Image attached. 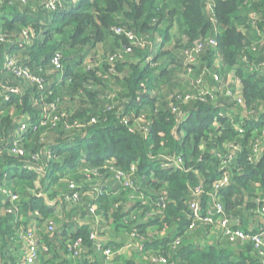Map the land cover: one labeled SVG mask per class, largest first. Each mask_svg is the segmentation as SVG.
Here are the masks:
<instances>
[{"label":"trees","instance_id":"1","mask_svg":"<svg viewBox=\"0 0 264 264\" xmlns=\"http://www.w3.org/2000/svg\"><path fill=\"white\" fill-rule=\"evenodd\" d=\"M60 1L62 4L56 9H50L46 0L25 3L0 0V34L4 36L0 40V186L13 187L11 182L14 181L19 192L13 189L24 196H21L18 214H3L1 208L8 207L10 201L2 202L5 195L0 193V264H17L19 233L16 228L24 233L28 221L20 218L27 219L35 211L41 215L39 225L42 223L44 230L40 234L44 237L39 243L40 257L34 264H60V249L66 251L67 243L78 238L83 239L84 248L77 264H103V256L98 255L101 253L90 238L94 227L86 223L92 218L89 211L92 199L84 194L87 187L81 180L86 169H98L102 176L111 177L110 162L120 169L136 164V181L144 197L149 198V204L156 201L152 206H162L161 218L150 217L147 222L133 224V221L126 222L130 212L122 210V215L116 212V218L106 215L107 208L101 204L108 195L99 200L98 214L102 220L108 219L118 231H136L138 237H143L138 246H132L133 256L137 253L155 257L159 260L157 264H263L250 245H246L242 254L229 243L223 247L186 241L176 248L172 243L187 230L200 231L193 223L192 200L200 203V212L204 215L216 196L224 202L228 215L235 216L242 211V195L239 194H246L255 182L264 187V143L258 163L248 161L252 153L248 142L262 131L254 132L264 127V70L259 69V65H264V43L261 38L257 40L259 43L254 39L249 41L239 28L240 23L264 34V0H213L216 25L207 14L208 4L203 0H177V3L175 0ZM175 21L190 44L211 34L215 36L217 52L208 49L207 62L211 67L217 54L225 68L213 67L212 72L226 78L232 71L241 82L244 110L233 111L235 108H230L233 103L226 101L222 93L212 96L218 100L211 99L208 93L189 103L183 102L177 77L167 80L164 74L166 69L169 73L175 63L172 51L166 48L172 40L170 30ZM115 27L133 32L143 41L157 39V35L161 38L159 44L154 42L158 50L149 51L140 44L133 47V52L127 55L132 57L130 61L133 59V71L122 78L116 68L119 64L120 70L124 69L128 58L118 60L114 71L108 62L92 68L84 64L88 54L108 39H116L117 46L121 47L127 43L124 34L115 33ZM25 29L30 32L29 39L23 36ZM149 52L152 55L155 52V58L141 67L140 60L147 61ZM56 53L62 55L65 65L62 72L53 69L51 64ZM7 55L15 60V67L6 65ZM14 68L25 69L42 81L33 82L18 75ZM175 71L176 75H181L180 68ZM41 72L43 79L39 77ZM212 77L209 72L197 81L195 92L199 87L205 90V84L211 88V81L206 79ZM110 81H120L121 86L117 84L118 87L113 88ZM57 82L62 83L54 89L53 84ZM95 83L104 85L105 89ZM41 85L47 90L41 89ZM51 88L53 90H48ZM179 111L190 115L183 123L175 120ZM220 113L230 114L234 122L244 124L242 137L229 128L233 123L226 117L221 118V123L228 128L213 127V118ZM45 114H50L53 122L43 120ZM139 116L146 120L141 126L151 123L146 134L139 125H133L134 118ZM93 119L95 122H91ZM22 122H27L29 127L21 135L17 129ZM16 142L23 149V155L11 153ZM224 142L240 143L242 149L235 163L228 167L231 183L214 192L213 182L223 173L222 159L217 152ZM203 143L208 147H199ZM36 156L38 162L34 160ZM170 156H182L185 167L176 168L173 163L169 166L170 160L166 157ZM25 163L42 164L45 169L38 191L30 196L19 188L17 179L34 182L40 173L21 169ZM75 173L80 197L73 202L70 196L74 190L62 180ZM60 186L62 188L58 189ZM200 190L202 194L195 196ZM41 194H46L50 201H60L48 204ZM50 220L61 224V230L53 235L46 230V221ZM172 228L175 229L170 234ZM43 243L50 246L49 252L43 250ZM116 245L111 241L107 244ZM122 264L141 263L125 257Z\"/></svg>","mask_w":264,"mask_h":264},{"label":"built area","instance_id":"2","mask_svg":"<svg viewBox=\"0 0 264 264\" xmlns=\"http://www.w3.org/2000/svg\"><path fill=\"white\" fill-rule=\"evenodd\" d=\"M22 1L25 3L27 0H22ZM59 4H62L60 0H46V5L50 9H56ZM114 31L117 34H124L127 37V41H128L127 45H124L123 50H122L123 52L124 51L126 52L125 55L132 53L133 47L137 44H140L141 47H144V44H145L144 41L139 39L138 36L134 34L133 32H129L128 34H126L122 32L125 30L121 27H115ZM125 32H128V31H125ZM28 34H30V32L27 29H25L24 34H23L24 38L29 39ZM3 39H4V36L0 34V40H3ZM210 44H212L214 47H216L217 45V41L214 35L202 37L196 40L192 44L188 43L187 47L191 48L188 52H193L194 55H196V57L199 58L200 60L202 57H199V55L202 52L204 54L207 46H211ZM152 46L153 44H150V47ZM255 48L256 46L253 47V50ZM112 54L113 55L110 56L111 61H115L116 58L121 57L120 55H117V51ZM5 63L7 66H11V67L16 66L15 60L12 59V57L9 55L6 56ZM108 63L111 66H113L112 71H114L117 61L115 62V65H113L109 61ZM51 64H52L53 69H56L60 72L64 71L65 66L63 65V62H62L61 53H56L54 55V57L52 58ZM14 69L18 75L25 76L26 78H28L29 80L33 82L36 80L42 81L39 78L35 79L33 75H31L25 69L24 70L16 69V68ZM259 69L264 70V65L263 66L259 65ZM220 78L222 77L219 74L213 75V80L215 82L220 80ZM198 82H200V80H198ZM41 89H44V86L41 85ZM219 90H221L220 86H219ZM208 93L210 97L215 95L214 90L211 92L208 90H205V91L197 90V92L193 93V95L191 96V99L193 100L197 96H200L202 94H208ZM234 99H238L239 102H243L242 98H238V96H235ZM51 106L55 107L54 104H52ZM237 110L238 108L233 109V111H237ZM139 117H140V121L137 123L133 122V125H139V127L141 128V131L146 134L150 128L151 123H148L147 125L144 124L143 126H141L142 122L146 120H144L141 116ZM189 117L190 115L187 116L185 113H181V111H179L176 114L175 120L177 118V122L183 123ZM222 117H226L230 119L229 123L232 122L233 126L229 128H233L234 130L239 132V135H241L240 137L243 136L245 132L244 124H239V123L234 122L230 114H226V115L222 113H220L219 115L216 114L213 118V127L215 129L222 128V127L228 128L221 123ZM254 119L256 118L254 117ZM43 120H50V122H53L54 119L51 117L50 114H45V116L43 117ZM126 121H127L126 123H128V120ZM91 122H95V119H93ZM28 127L29 125L27 122H22L17 130L22 135V133L27 131ZM131 127L133 128V126ZM260 129H258L254 133H259L261 131L262 132L259 135H257L254 140L251 139V141L248 142V144H250L252 148L251 150L252 153L248 156V161L253 164H257L261 158L260 151L264 143V127ZM211 139H212V135L210 136L209 140ZM199 147L204 149L208 147V144L203 143ZM241 149H242V145L240 143L224 142L222 148L218 150L217 156L222 159L220 163L222 164L221 168L223 167V173L218 179H216L213 182L214 192H218L220 189L227 187L231 183V172L228 169V167H230L232 163H235V157ZM11 153L17 154V155H23L24 151L23 149L20 148V145L18 144V142H16L15 145L11 148ZM166 158L170 160L167 163L169 166H172V163H173V166L176 168L183 169L185 167V160L183 159L182 156H177V157L170 156ZM34 160L38 162L39 157L36 156ZM109 164H111L110 169L112 171L111 173L112 175L109 178L102 176V174L99 173L98 169H86L87 172L85 176L92 175L95 179L94 182L96 183H93L91 186L89 185V187L86 186L88 189L84 191V194L88 195L92 199L89 204V211L92 215V218L86 223H89L90 227L92 226L94 227V229L91 231L90 238L94 239L96 243V248H97L96 250L99 253H101V255L103 256V259H104L103 264H112L113 259H114V252H113V249L110 246H107V244L103 241V239L100 238L98 235V230H97L98 215H99V219L101 218V214H98L99 200L109 195V193L113 194L114 187H117L122 192H124L125 189L130 190V192H126V195H127L126 203L128 205H127V208L125 207L124 211L130 212V214L126 217V222H132L133 220H135L133 221V224H139L141 222H147L150 217L161 218V216L163 215L162 206L160 207L158 205L152 206V204L148 203L145 207H141V205L146 204L147 199L149 198L144 197L143 193L140 190V184L136 181V178H137L136 176L137 175V165L136 164H132L128 169L117 168L113 165L112 162H110ZM21 169H25L27 171H36L40 173L36 181H34L35 183L36 182L40 183V178L42 177V174L45 171L44 166L42 164L36 165L33 163H25L22 165ZM77 186L78 185H76L75 183H71L69 186L72 190H74L70 196L71 197L70 200L73 202L77 201L80 197L79 191L76 190ZM108 186L109 188H107ZM255 186L257 187V192H256L257 196H255L251 200L253 205L252 207L249 208V212L254 217H258V220L255 226H251L247 230L237 225L234 219L235 216L228 215L224 202L220 200L219 198H217L216 196L213 197V204L211 208L204 215L201 214L200 212L201 208H200L199 202L192 200L190 203V208L193 210L194 217H195L194 222H193L194 225L198 226L199 224H201L200 227L203 233L206 230L209 234L210 231L208 230L207 227L211 225H216L215 232L218 234V236L225 239L226 242H228L229 244L233 246L239 245L240 243H245V245L252 246L254 248L253 252L255 253L256 257L261 261V263L264 264V187L259 182H255ZM202 192L203 191L200 190L195 196L198 197L199 195L202 194ZM0 193L4 194L5 196H8V201H10V205L8 207L2 208L3 214H13V215L18 214L19 211L21 210V196L12 187H9V186H0ZM135 193L140 195L139 199L141 201L139 200L137 202H141L142 204H140L139 207L135 208L136 206V202H135L133 210L130 211L129 205L131 204L132 197L135 195ZM212 194L213 193H211L210 195ZM41 195L45 196V194H41ZM248 198H249L248 195H246L245 199L248 200ZM57 200H55V202H57ZM247 200L244 201V206L247 205L246 204L248 202ZM242 206L243 204H241V207ZM140 210H142L141 213H139ZM136 211L138 213H134ZM30 214L33 215L32 224L29 227L27 225L26 231H24V233L22 232V237L24 239V243L26 246L24 256L21 260L18 259L17 264H34L37 262V260L40 257L41 247L39 244L40 242L38 241L37 229L41 221V215L39 211L31 212ZM145 216L147 217V219H144ZM137 218H141V221H137ZM46 230L50 235H53L56 232L57 224L55 223L54 220H50L48 222L46 221ZM135 232L131 233L134 239L133 246L134 245L138 246L139 243L142 242L143 237L142 238L138 237L136 235L137 232L136 233ZM180 243H181V238H175L173 240L172 246L176 248L177 246L180 245ZM42 247H43V250H45L46 252L50 251V246L47 245L46 243H43ZM51 248H53V244L51 245ZM83 248L84 246H83L82 238H78L76 240H73L67 243V253H69L75 259H78V256L81 255V251ZM154 260L159 262V260L156 258H154Z\"/></svg>","mask_w":264,"mask_h":264},{"label":"rangeland","instance_id":"3","mask_svg":"<svg viewBox=\"0 0 264 264\" xmlns=\"http://www.w3.org/2000/svg\"><path fill=\"white\" fill-rule=\"evenodd\" d=\"M203 1L208 4V8L206 10L207 14L209 16H211V18H212V20L214 22V25H216L217 19H216V17H214L213 0H203ZM177 2L178 1L175 0V3H177ZM173 31H174L175 35H172V40H170L166 44V46H167L166 48L172 51V53L174 55L175 63H174V65H171L172 66L171 71L168 73V71L166 69V72L164 74L166 75V77H167L166 79L167 80H170L172 77H177V79H176L177 83H179L181 85V87H182V88H180L179 93L182 94V96L184 95L183 102L189 103L192 100L191 96L193 95V93L195 92V89L197 87V84H198L197 81L200 80L201 78L205 77L204 70H205L206 67H204V65H206L207 63H204V62L208 61L206 59V57L208 55L205 56L206 53L203 54V52H202L199 55V57L205 56V58L203 59L204 62L199 60V58H197L196 55H194L193 52H188L191 48L187 47V44H186V41H185L186 36L181 35V34H177V32L175 30H173ZM122 32H124L126 34L129 33V32H125V31H122ZM261 37H262V40H263V43H264V39H263L264 34L263 35L261 34ZM144 43H145L144 47L151 48L150 44H153L154 42L151 41V40H145ZM117 44H118V42H117L116 39H108L107 41L100 43L84 59V64L86 66H87V64H89V66L92 68V67L100 65L101 63H107L109 61L110 63L115 65L116 61H118V60L121 61V60H125V59L128 58V60H126L127 63L125 65L124 69L120 70L119 64H118L117 68H116V71L118 72V76L121 77V78L122 77H126L127 75L130 76L129 74L133 71L132 65H134V64L131 62L133 59L130 61V58H132V57H128L129 55L128 56L125 55V53H126L125 51L124 52L122 50L117 51L118 50V49H116V48H118ZM210 45L212 47H214L212 44H210ZM116 51H117V55H120L121 57L116 58L115 61H111L110 56H112L113 55L112 53H114ZM154 53L155 52H153V56H151L152 52H149L150 59L148 61H144L143 59L141 60V67L142 66L144 67V65L147 62H150V60L152 58H155L156 55H154ZM134 54H135V52H134ZM142 57L145 58V56H142ZM218 58L219 57L217 56L214 59L213 63ZM162 61H164V59H162ZM202 63H203V67L204 68H202V66H200ZM162 66H164V65H162ZM81 68H82V66H81ZM167 68L169 70L170 66L167 67ZM177 68L178 69L180 68L181 75H178V74L176 75L177 71H175V73L173 72L174 69L177 70ZM48 72H50V71H48ZM43 76L44 75L41 72L39 77L43 79ZM120 81H115V82H111L110 81V85H112L113 88L114 87L117 88L118 87L117 84H119ZM48 82L51 85V81L49 79H48L47 83ZM217 82L219 83V85L221 87L220 91H221L222 95L223 96L226 95V97H225L226 101H230L231 102L234 99V97L237 96L238 89L241 88V82L239 80H237L235 77L233 79L232 78H228V77H226L225 79L224 78H220V80H218ZM61 83L62 82H57V83L53 84V88L55 89ZM95 85L98 86L99 88L105 89V86L102 85V84L95 83ZM45 86H46V83H45ZM45 86H44V90H47L45 88ZM119 86H121V85L119 84ZM48 90L51 91L53 89L51 88V89H48ZM198 91H204V90L202 89V87H199ZM174 93H178V92L174 91ZM214 93H215V95L219 94L218 90L215 91ZM72 104H73V102H71V105ZM139 121H140V117L134 118V123H137ZM77 173H79V171ZM77 173H75L71 177H67L69 179H66V178L63 179L62 182H64L65 185H69V186H70L71 183H75L76 185H78V183L76 181V179H78V176H77L78 174ZM18 181H20L19 188L20 189L21 188L24 189L25 195L27 194V195L30 196V195L36 193L38 191L39 187H40V183L39 182H36V183L35 182H31L28 179H21V180L17 179V182ZM94 181H95V179H94V177L92 175L84 176V178L81 180L83 186H88V187H89V185L91 186L93 183H96ZM11 184H12L13 188H15V189L17 188L14 181H12ZM60 185H62V184H60ZM61 188H62V186H60L58 189H61ZM87 189H85L84 191H86ZM17 191L19 192L18 188H17ZM124 192H127V189H125ZM21 196H23V195H21ZM139 196H140L139 194L135 193V195L132 197V202L129 205L130 206V209H129L130 211L133 210L135 202H136V205L142 204L141 202H137V201L140 200ZM152 201L153 202L151 204L156 202L154 200H152ZM148 203H149V199H147L146 204L141 205V207H145ZM102 204H108L109 205L108 209H107L108 215H112V217L116 218V216H114L116 212H118V214L122 215V210L121 209H125L126 206L124 204H126V199L123 198V197H119V198L114 199V200L107 199ZM141 212H142V210H140L139 213H141ZM29 213L30 212L27 213V216L29 215ZM57 213L59 214L58 210H57ZM134 213H138V212L136 211ZM90 217H91V215H90ZM24 218H26V217L24 216ZM98 219H99V215L97 217V220ZM144 219H147V217L145 216ZM60 221H62V220L60 219ZM133 221H135V220H133ZM137 221H141V218H137ZM59 222H58V220L55 221V223L57 224V230L58 231L61 230V225L59 224ZM58 225H60V226H58ZM215 226L216 225H211V226H208L207 228H208V230L210 232H212V231H215ZM57 243H58V241H57ZM221 243H223V242H221Z\"/></svg>","mask_w":264,"mask_h":264},{"label":"crops","instance_id":"4","mask_svg":"<svg viewBox=\"0 0 264 264\" xmlns=\"http://www.w3.org/2000/svg\"><path fill=\"white\" fill-rule=\"evenodd\" d=\"M207 4V3H205ZM246 4V3H245ZM249 5V4H247ZM250 6V5H249ZM246 9V8H245ZM253 12V10L251 11ZM254 13V12H253ZM245 14L246 16L248 15V13H243ZM178 25V22L175 21L174 24H173V27L171 28L170 32H171V36L172 35H175L174 34V31L175 30L177 32V34H181V32L179 31V26ZM239 28L247 35V38L249 41L251 40H259V38L262 39L261 37V34L263 35L262 31H258L255 32L254 30L252 29H249L247 27V25H244V24H240L239 23ZM183 35V34H181ZM256 35V37H255ZM158 37V35L156 36ZM160 41L159 40H156V42ZM259 43V41H257ZM121 46H118V48H120ZM255 47V46H254ZM117 49V48H116ZM208 55V52L205 54V56ZM205 56L203 57V59L205 58ZM218 55H216L217 57ZM215 57V58H216ZM219 57V56H218ZM150 59V56L148 57L147 61ZM203 61V60H201ZM245 61H247V63H250V61H248L247 59H245ZM204 62V61H203ZM141 64V60L139 62ZM204 63H207L206 65H204V67H209V68H205L204 70V73L207 74L210 72L211 75L214 73L212 72V68L213 67H223L224 64H223V61L221 59V57H219L210 67V64L209 62L205 61ZM203 67V63L200 65ZM225 68V67H223ZM225 71V70H224ZM263 71V70H261ZM227 72V71H226ZM219 74V72H217ZM220 75V74H219ZM221 76V75H220ZM222 78L225 79V77L221 76ZM228 78H234L233 77V72L232 71H229V73H227V76ZM207 81H211V88L209 86H207L205 84V90H208V91H217L216 89H218V92L221 93V91L219 90V83L215 82L213 80V77L212 79L210 78H207L206 79ZM204 90V91H205ZM238 98H242V94H241V88L238 89ZM211 99H213V97L211 96ZM214 100H218V98H214ZM222 101V100H220ZM236 101V103L234 102ZM234 101H231V103H233V105L230 107V108H238V109H243L244 110V105L241 104V102L238 101V99H234ZM240 106H242V108H240ZM257 187L255 186V184L253 183V185L251 186L250 188V191L248 189V192H246V194H239V195H242L241 198H242V203L243 206L241 207L242 211L241 213L239 214H235V222L237 223L238 226L244 228L245 230L249 229L251 226H255L256 223H257V220H258V217H254L253 215H251V213L249 212V208L252 207L253 203L251 202V200L257 196ZM116 195V196H115ZM123 195L124 198L126 199V202H127V196L124 192L120 191L117 187H114L113 189V194H110L109 193V200H114L116 199L117 197ZM246 195H248V200L245 199ZM140 197V196H139ZM8 200V196H5L2 198V202H6ZM105 200H107V198H105ZM247 200L248 202L246 203L247 205L244 206V201ZM48 202V201H47ZM103 202V201H102ZM49 204H52V203H49ZM101 205H105V209L107 208L108 209V204H101ZM125 205V204H124ZM127 203H126V208H127ZM107 209L105 210V213L106 215L108 214V211ZM107 211V212H106ZM1 212H2V208H1ZM21 221L25 222V221H28V227L31 226L32 224V221H33V215L30 214L27 219L26 218H20ZM104 218L103 220L100 218L98 219V230H99V237L103 239V241L108 244L110 241L111 242H116L117 245L114 246V247H111L113 249V252H114V259H113V262L112 264H122L123 262V259L126 257H131L137 261H139L141 264H157L159 262L155 261L154 258L155 257H150V256H144V255H141V254H137L135 253L133 256V252L131 251V248L133 246V243H134V239L131 235V233H129L127 230H124V231H118L116 230L112 223L108 220ZM90 220V219H88ZM87 220V221H88ZM85 222V221H84ZM80 223V221H79ZM60 224V223H59ZM61 225V224H60ZM58 225V226H60ZM63 226V225H62ZM201 224H199L197 226V229H200V231H198L199 233H195L193 232V229H190V230H187L185 235L183 237H181V242L182 244L184 242L187 241L188 242H196V243H205V242H209V243H214L218 246H223V247H226V244L228 242H226L225 239L221 238L220 236H218V234L215 232V231H212L208 234V232L205 230L204 233L202 232V229H201ZM175 228H172L169 230L170 234L171 231H174ZM43 231L44 228H43V225L42 223L40 225H38V229H37V236H38V241L40 242L41 241V238H43L44 236H42L40 234V231ZM16 231L17 233H19V236L18 238L16 239V245H17V255H18V258L21 260L24 256V252H25V243H24V239L22 237V232L19 231L18 227L16 228ZM167 231V230H166ZM165 231V232H166ZM223 242V243H221ZM56 245V244H55ZM58 247V246H57ZM232 247L234 248V250L238 253H242L243 254V250H246L245 247V243H240L239 245H232ZM59 248V247H58ZM60 254H61V258L59 259L60 260V264H71L70 262H72V264H77V262H79L78 259H75L73 258L69 253H67V250H61L60 249ZM100 257H102L101 254H98ZM69 261V262H68Z\"/></svg>","mask_w":264,"mask_h":264},{"label":"clouds","instance_id":"5","mask_svg":"<svg viewBox=\"0 0 264 264\" xmlns=\"http://www.w3.org/2000/svg\"><path fill=\"white\" fill-rule=\"evenodd\" d=\"M212 35V34H211ZM157 39H161L159 36L157 37ZM157 39H154V40H152L153 42H155L156 44H159L158 42H156V40ZM186 39V38H185ZM186 41V40H185ZM184 41V42H185ZM128 42V41H127ZM155 43H153V46L151 47L152 49H154V50H158V46H154V44ZM186 44H188V42L186 41ZM125 45H127V43L125 44ZM124 47V46H123ZM123 47H120V48H117L118 50L117 51H119V50H123ZM142 48H144V49H146V48H148L149 49V51L150 50H152L151 48H149V47H142ZM208 49L209 50H211V51H213V52H217L216 51V49H215V47H212V46H207V48H206V50H205V53H207L208 52ZM128 55V54H127ZM217 55V54H216ZM216 55H215V57H216ZM153 56V55H152ZM203 57L204 56H202V58L200 59V60H203ZM101 64H103V63H101ZM65 66V65H64ZM65 69V68H64ZM13 188V187H12ZM125 193V192H124ZM126 194V193H125ZM45 196L47 197V195L45 194ZM127 196V195H126ZM119 197H123L124 198V196L123 195H121V196H119ZM119 197H117V198H119ZM47 201H48V203H52L51 205H55V204H57V202H55V201H50V200H48V199H46ZM121 210H124V209H121ZM23 218V217H22ZM26 226L28 225V222H27V224H25Z\"/></svg>","mask_w":264,"mask_h":264},{"label":"water","instance_id":"6","mask_svg":"<svg viewBox=\"0 0 264 264\" xmlns=\"http://www.w3.org/2000/svg\"><path fill=\"white\" fill-rule=\"evenodd\" d=\"M45 197V199H47V197L46 196H44ZM47 201V200H46ZM48 203V202H47ZM49 204V203H48Z\"/></svg>","mask_w":264,"mask_h":264}]
</instances>
